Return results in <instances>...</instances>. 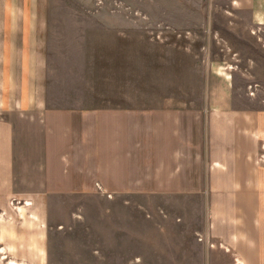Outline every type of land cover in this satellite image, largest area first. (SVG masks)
I'll list each match as a JSON object with an SVG mask.
<instances>
[{"label":"crops","instance_id":"0c3cea01","mask_svg":"<svg viewBox=\"0 0 264 264\" xmlns=\"http://www.w3.org/2000/svg\"><path fill=\"white\" fill-rule=\"evenodd\" d=\"M175 2L176 38L226 39L220 15L264 41V0ZM45 6L0 0V264H264V97L241 92L247 74L224 62L207 94L148 101L101 55L96 95L97 27ZM102 7V40L142 39V0Z\"/></svg>","mask_w":264,"mask_h":264},{"label":"rangeland","instance_id":"374dc122","mask_svg":"<svg viewBox=\"0 0 264 264\" xmlns=\"http://www.w3.org/2000/svg\"><path fill=\"white\" fill-rule=\"evenodd\" d=\"M45 5L42 11L44 10L46 15L60 16L62 20L80 16L83 21L88 22L89 26L97 27L98 32L94 33L99 37L93 38V51L97 54L98 63L94 64V74L91 72L85 74V80L88 82L92 80L97 85L96 95L104 92L101 87L100 70L101 55H103V59L116 61V64L118 57H120V61L121 58H125L126 82L123 83V85L125 84L123 88L126 92L122 90L120 92L129 95V91H133V88L129 86L130 80H132L131 84L135 80L141 88L140 95L148 101L156 96H201L207 94L208 76L212 66H223L224 62L232 64L236 62V71L247 74L241 77L242 80H239L241 86L249 84L248 88L246 86V89L241 90L242 93L247 90L248 94L264 97V51L261 48L264 41L257 40L249 34L251 28L246 16L243 23H236L232 26L225 21L224 17L220 15L215 17L217 22L215 28L222 32L226 38L224 40H209L197 36L196 33L202 31L199 25L187 26L190 31L194 32V38L179 39L176 38V32L185 30V26L181 22L184 9L181 4L178 5L175 0H142L143 15H147L150 19H143L142 39L127 40L126 49H123L121 47L123 41L117 45L116 39L102 40L100 25H103L102 17L105 16L102 11H107L105 7H102V0H45ZM189 10L195 17L196 12L194 11L196 10L191 8ZM159 20L168 21L169 25L174 28L162 34L169 38H155L152 37L154 34L148 32L156 33L160 29H165L167 24L163 23L159 26L157 23ZM64 26L66 29L69 28L68 23H65ZM59 42L56 41L58 46ZM51 43H55V41H51ZM63 44L64 42L60 46ZM118 47L121 49L120 53ZM229 48H232L233 51ZM103 49H107L106 56L103 54ZM233 52H238V54L233 56ZM250 60H253V63ZM233 67L232 65L231 68ZM251 73L253 75H250ZM110 84V92L118 94L117 80ZM136 91L138 92V90ZM137 92L136 95L139 93Z\"/></svg>","mask_w":264,"mask_h":264}]
</instances>
